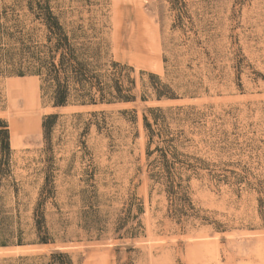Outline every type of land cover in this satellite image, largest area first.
I'll list each match as a JSON object with an SVG mask.
<instances>
[{
	"label": "rangeland",
	"instance_id": "obj_1",
	"mask_svg": "<svg viewBox=\"0 0 264 264\" xmlns=\"http://www.w3.org/2000/svg\"><path fill=\"white\" fill-rule=\"evenodd\" d=\"M24 1L0 0V13H23ZM48 1L74 45L131 68L136 99L55 108L36 76L0 74L11 150L0 165V264H264V0ZM162 84L174 98L153 97ZM157 107L178 157L200 160L171 192L150 178L157 152L147 153L162 143L148 142L144 117L152 124ZM91 110L106 111L105 128L62 117L45 151L44 115ZM94 167L96 187L82 191ZM50 170L55 190L40 197Z\"/></svg>",
	"mask_w": 264,
	"mask_h": 264
},
{
	"label": "trees",
	"instance_id": "obj_2",
	"mask_svg": "<svg viewBox=\"0 0 264 264\" xmlns=\"http://www.w3.org/2000/svg\"><path fill=\"white\" fill-rule=\"evenodd\" d=\"M20 8L24 9L23 13L16 11V8L10 9L9 13L6 10L0 13V74L36 76L42 96H47L51 106L55 108L69 105L89 107L131 102L136 99L132 94L135 80L129 77L131 68L115 61L101 63L98 48L74 45L73 37L68 35L59 15L52 9L48 0H25ZM166 89L168 87L164 84L160 87L151 86L156 100L174 98L173 93ZM146 97L142 94L140 99L145 100ZM176 109L180 110V107ZM169 110L170 108L167 109ZM151 111H157L158 114L152 117L155 128H151L152 124L144 117L148 142L152 143L156 137L162 146L156 145L147 153L150 156L151 153L157 152L151 162L154 172L150 174V178L164 184L166 190L171 192L184 181L198 176V169L201 167L196 165V162L200 160L188 163L186 159H180L176 150L177 139L170 135L165 125L168 116L159 107ZM68 116L75 118L76 124L80 122L81 117L88 116L87 120L82 121L84 129L94 125L101 131L106 127L108 114L104 110H91L44 115L41 128L45 151L50 150L53 145L55 127L64 125V121L59 122V119ZM174 118L179 117L175 115ZM10 153L9 132L5 122L0 120V165L7 163ZM82 173L81 180L86 187L82 191L87 188L95 189L96 167L85 169ZM54 180L53 171H45L40 197L43 193L54 192ZM45 199L46 196L40 198L33 211L34 225L38 231L44 222L41 208ZM37 211L39 220H35ZM47 233L45 231L46 235L38 240L39 243L48 242ZM17 243L20 244V241Z\"/></svg>",
	"mask_w": 264,
	"mask_h": 264
}]
</instances>
